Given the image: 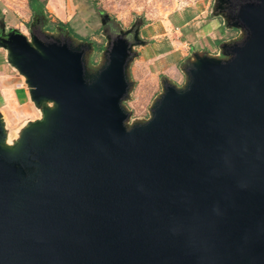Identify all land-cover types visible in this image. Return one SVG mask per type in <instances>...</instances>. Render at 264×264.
Segmentation results:
<instances>
[{"label":"water","instance_id":"obj_1","mask_svg":"<svg viewBox=\"0 0 264 264\" xmlns=\"http://www.w3.org/2000/svg\"><path fill=\"white\" fill-rule=\"evenodd\" d=\"M238 20L230 58H198L130 129L127 40L92 74L85 47L2 41L54 107L14 153L0 119V264H264V0Z\"/></svg>","mask_w":264,"mask_h":264},{"label":"rangeland","instance_id":"obj_2","mask_svg":"<svg viewBox=\"0 0 264 264\" xmlns=\"http://www.w3.org/2000/svg\"><path fill=\"white\" fill-rule=\"evenodd\" d=\"M27 1L0 0L3 55L7 50L2 41L10 37L22 36L34 47V39L40 43L68 41L74 47L87 48L84 59L92 74L104 64L106 50L113 41L121 38L131 44L130 89L122 102L129 114L125 123L128 129L148 121L166 84L183 88L186 71L198 58L226 60L231 56L230 49L246 37L245 30L227 17L224 0H45L48 30L42 29L40 19L32 17ZM57 21L68 24L83 40L61 31ZM218 40H224L221 46L216 43ZM25 88L28 105L32 106L28 114V106L16 111L3 108L0 103L4 125L2 145L10 153L16 152L27 129L43 130L47 126L54 107L47 101L36 104L31 100L30 88Z\"/></svg>","mask_w":264,"mask_h":264},{"label":"crops","instance_id":"obj_3","mask_svg":"<svg viewBox=\"0 0 264 264\" xmlns=\"http://www.w3.org/2000/svg\"><path fill=\"white\" fill-rule=\"evenodd\" d=\"M25 86L23 77L7 62V53L3 55L0 52V103H3V108L19 111L28 106V114L32 106L28 105L30 102ZM8 92L11 98L5 95Z\"/></svg>","mask_w":264,"mask_h":264},{"label":"trees","instance_id":"obj_4","mask_svg":"<svg viewBox=\"0 0 264 264\" xmlns=\"http://www.w3.org/2000/svg\"><path fill=\"white\" fill-rule=\"evenodd\" d=\"M45 0H28L27 1V5L28 8L31 12L32 17L36 18V19H40V24H43V28H45V25L47 24V20H45L44 17H46L47 13L45 11ZM45 20V21H44ZM56 26L61 30V31H68V33L80 40H83L81 37H79L77 34L73 33V31L71 29L68 28V24L62 23L57 21L56 22ZM44 30H48V29H44ZM50 31H54V30H50ZM217 44H220L221 41H216ZM94 45H96L94 43ZM99 50H103L102 46L97 47Z\"/></svg>","mask_w":264,"mask_h":264},{"label":"flooded vegetation","instance_id":"obj_5","mask_svg":"<svg viewBox=\"0 0 264 264\" xmlns=\"http://www.w3.org/2000/svg\"><path fill=\"white\" fill-rule=\"evenodd\" d=\"M224 3H226L225 13L227 17L240 26L239 20H238V14L240 10L244 8L245 5L247 4H251L253 5V7H255L257 4H259V0H224ZM224 40L223 41L221 40V43L219 44V46L223 44Z\"/></svg>","mask_w":264,"mask_h":264}]
</instances>
